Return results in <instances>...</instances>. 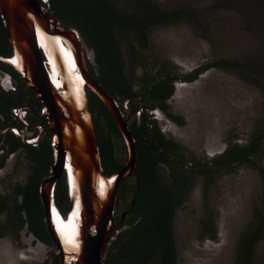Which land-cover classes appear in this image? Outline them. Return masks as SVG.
Listing matches in <instances>:
<instances>
[{
	"label": "rangeland",
	"instance_id": "1",
	"mask_svg": "<svg viewBox=\"0 0 264 264\" xmlns=\"http://www.w3.org/2000/svg\"><path fill=\"white\" fill-rule=\"evenodd\" d=\"M153 1L164 9H193L200 14V25L179 22L151 28L145 47H136L144 62L169 60L182 73L216 60L239 67L211 69L193 83L177 85L167 102L170 112L184 124L165 122L159 128L187 159L190 169L193 162L211 160L229 144L246 145L253 132L264 130V0ZM85 49L93 65L92 53ZM134 75H140L138 67ZM122 106L120 112L126 115ZM110 140L115 160L124 165L127 153L121 137ZM260 162L264 170V154ZM32 165L24 152L14 154L6 163L0 190L8 195L15 184H23ZM158 172L161 183L168 184L170 168L161 165ZM191 180L187 197L172 219L176 264H233L236 242L263 197L264 182L247 165L213 177L208 184L201 178ZM125 182L127 193L115 204V222L130 200L134 181ZM210 222L217 232L215 240L202 235V226ZM18 237L0 239V264H51L55 254L51 245L33 241L25 227ZM254 252V264H263L264 236Z\"/></svg>",
	"mask_w": 264,
	"mask_h": 264
},
{
	"label": "trees",
	"instance_id": "2",
	"mask_svg": "<svg viewBox=\"0 0 264 264\" xmlns=\"http://www.w3.org/2000/svg\"><path fill=\"white\" fill-rule=\"evenodd\" d=\"M47 6L59 24L66 29H75L85 48L91 51L93 65L88 64L87 68L92 78L118 103L129 102L134 112L138 107L158 108L170 121L181 125L180 118L168 112L166 104L174 93L175 83H191L213 67L225 70L239 68L236 63L216 60L194 69L190 74H182L169 60L147 64L136 54L137 48L145 47L146 34L151 28L179 22L194 23L199 28L198 15L190 8L164 9L153 0H47ZM9 55L10 48L0 19V56ZM136 67L140 69L139 76L134 75ZM1 68L10 76L19 94L23 87L19 77L8 66ZM28 95L29 101L39 107L30 91ZM87 100L102 169L105 175H111L123 166L115 160L110 140L111 136L119 137V134L98 99L88 94ZM10 103L12 101L0 90V112H7ZM129 132L135 143V167L140 185L137 192L132 191L134 203L126 207V217L118 225L117 234L105 250L103 264H176L172 219L175 209L187 197L193 183L191 179L201 178L208 184L213 177L247 165L257 170L264 182V170L257 162L263 151L264 130L253 132L246 146H231L221 156L193 162L190 169L186 168L187 159L180 155L177 146L170 140L166 141L156 124L148 121L144 114H141L139 124L133 122L129 126ZM15 147L13 143L12 149ZM27 150V157L33 165L23 187L16 190L22 196L19 209L24 214V220L21 224L39 242L50 246L38 196L39 183L52 163L49 142L43 141L37 149ZM161 165L170 168L169 183L166 185L158 179ZM125 181L119 184L116 203L127 193ZM54 201L58 211L65 215L68 199L64 177L55 185ZM254 213L261 219L248 230L254 236L259 234L261 239L264 216L258 211ZM251 240L255 237L239 241L244 242V249L237 251L235 264H250L251 257L254 258L250 251Z\"/></svg>",
	"mask_w": 264,
	"mask_h": 264
},
{
	"label": "water",
	"instance_id": "3",
	"mask_svg": "<svg viewBox=\"0 0 264 264\" xmlns=\"http://www.w3.org/2000/svg\"><path fill=\"white\" fill-rule=\"evenodd\" d=\"M0 19L10 48V56L0 57V63L13 70L34 95L41 107L38 117L48 128L52 163L39 183L38 196L54 259L58 264H103L105 250L126 216L125 210L114 220L119 184L132 179L133 193L140 185L135 143L128 129L130 116L122 115L117 101L92 78L87 68L90 58L77 31L59 24L47 0H0ZM11 81L4 73L0 88L6 90ZM88 94L105 108L126 147L125 164L111 175L102 169ZM21 109L11 110L19 121ZM40 137L23 142L36 145ZM61 177L68 199L65 215L54 201ZM132 191L128 207L135 200Z\"/></svg>",
	"mask_w": 264,
	"mask_h": 264
},
{
	"label": "flooded vegetation",
	"instance_id": "4",
	"mask_svg": "<svg viewBox=\"0 0 264 264\" xmlns=\"http://www.w3.org/2000/svg\"><path fill=\"white\" fill-rule=\"evenodd\" d=\"M195 13H197V12L195 11ZM197 15H198V19H199L200 14L197 13ZM187 24H189V23H187ZM190 24L196 27V24H194V23H190ZM199 25H200V20H199ZM0 57H3V56H0ZM228 62H230V61H228ZM3 65H4L3 63H0V76H2L4 74L2 72V68H1V66H3ZM201 66H203V65H201ZM201 66H199V67H201ZM196 68H198V67H196ZM196 68H194V69H196ZM194 69L190 70L187 73H182V72H180V73L190 74L193 72ZM211 69H217V68L213 67V68H210V69L204 71L203 73H201L197 77V79L201 75H203L204 73L208 72ZM221 70H225V69H221ZM227 71H232V69L227 70ZM195 81H193V82H195ZM193 82H191V83H193ZM180 84L184 85V84H190V83L177 82L174 84V90H175L176 86L180 85ZM0 90L3 93H5L6 97H8L9 100L12 101V104L10 103V105H8V107H7V112H5V113L0 112V187H1L2 186L1 181L3 179V174H4V170L6 168V163L11 158H13L14 154L21 151V152H24L25 155H28L27 149H30V148L37 149L38 146L43 141L49 142V135H48V128H47L46 121L44 119H41L38 117L40 109H41L40 105L38 107L37 105H35L34 103L29 101V95H28L29 91H26L24 86L22 87V90L20 91L19 94L17 93V88L15 87L13 81H11V83L7 86L6 90H4L2 88H0ZM167 102L168 101H166V104H167ZM117 104H118V110L119 111L122 110L121 106L123 105L122 107H124V109L127 110L126 114H129L130 119L133 118V120L130 122V125L133 122H136L137 124H139L140 116H141V114H144L148 118V121L154 122L156 124V127L159 129L162 136L164 133H163V130L159 128V125L161 123H165V122H166V124L169 122L173 123L172 121H170L167 118L166 114L164 112L160 111L158 108L143 109L141 107H138V109L134 112L132 110L131 106L129 105L130 103L127 101H126V103H124V102L118 103L117 102ZM15 107H22V109H21V112L23 114L21 116L22 122L19 121L18 119L13 118V116L11 114V110ZM168 112H170L169 108H168ZM172 115H174V114H172ZM174 116H177V115H174ZM180 120H181V125H177V126H183L184 123H183L182 118H180ZM173 124H175V123H173ZM148 126H149V128H151V125H148ZM128 129H129V127H128ZM259 130L263 131V129H259ZM19 132H21V134L23 136L22 138H20V136L18 134ZM39 134H41V137H40V140L38 141V143L36 145H26L23 142V141H32L35 138L39 137ZM163 138H164V136H163ZM13 143L16 144V147L12 149ZM234 145H237L240 147L242 146L238 143L229 144L224 148V150L221 153H219L215 157L221 156L229 147L234 146ZM246 145H244V146H246ZM263 146H264V143L261 146V149L264 151ZM263 151L257 160V162L259 163V166L261 168H262V166H261L260 159L262 158V156L264 154ZM213 158H211V159H213ZM23 184H15L12 187V189L8 195H5L0 190V239L6 237L7 235H12V237H14V239L19 240L18 236L20 235V232L22 231V229L25 227L24 225L21 224L22 219L24 220V214L19 209V205H21L22 196L20 194L16 193L17 188L23 187ZM255 211L260 212L261 216H264V199H263V197L260 198L259 205L254 207L251 220L249 221V223L245 227L243 233L241 234V236L239 238L240 240L238 239L236 242L233 264H235V258H236L237 251H241L244 249V245L242 244L244 242L243 241L239 242V241H241L242 238L245 239L246 237H248V239H249V238L255 237V240H253V241L251 240V242H250V245H251L250 251H251V254L254 255L255 254L254 251H255V247H256L257 243H259L264 236V232H263V234L261 236L262 238L259 239L260 238L259 234L254 236L253 232L248 230L249 226L255 224L256 222L259 221V219H261L260 217L255 215V213H254ZM203 226H205L204 229H203ZM203 226H202V230H201L202 235H204V236L206 235L209 240H215L217 237V232L214 229L213 222H210L207 225H203ZM210 227H211V231H210ZM25 230H26V227H25ZM26 233H27V235H29L33 238V241H37L38 243H41L35 237H33L32 234L28 233L27 231H26ZM245 243H246V241H245ZM41 244H43V243H41ZM46 246H48V245H46ZM238 255H239V253H238ZM250 261H251V262H249L250 264H254V258L253 257H251ZM53 262H55L57 264V260L53 259L51 264H53ZM43 264H47V262H44ZM263 264H264V262H263Z\"/></svg>",
	"mask_w": 264,
	"mask_h": 264
},
{
	"label": "bare ground",
	"instance_id": "5",
	"mask_svg": "<svg viewBox=\"0 0 264 264\" xmlns=\"http://www.w3.org/2000/svg\"><path fill=\"white\" fill-rule=\"evenodd\" d=\"M41 43H42V42H41ZM50 60H51V59H50ZM67 168H68V169L70 168V166H69L68 164H67ZM70 177H71V180H70V181L73 183V177H72V174H71Z\"/></svg>",
	"mask_w": 264,
	"mask_h": 264
}]
</instances>
